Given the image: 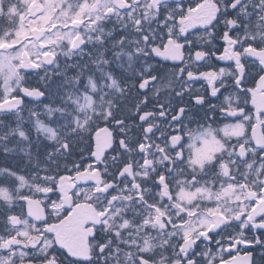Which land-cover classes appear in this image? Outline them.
<instances>
[{"label":"snow or ice","instance_id":"snow-or-ice-1","mask_svg":"<svg viewBox=\"0 0 264 264\" xmlns=\"http://www.w3.org/2000/svg\"><path fill=\"white\" fill-rule=\"evenodd\" d=\"M0 264H264V0H0Z\"/></svg>","mask_w":264,"mask_h":264}]
</instances>
